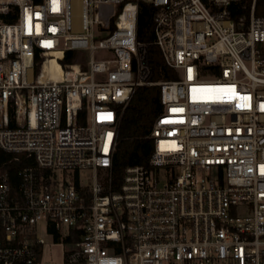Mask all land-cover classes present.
<instances>
[{"label":"built area","instance_id":"1","mask_svg":"<svg viewBox=\"0 0 264 264\" xmlns=\"http://www.w3.org/2000/svg\"><path fill=\"white\" fill-rule=\"evenodd\" d=\"M141 1L175 79L150 80ZM146 84L153 150L116 179ZM0 147L31 160L0 168V264H264V2L0 0Z\"/></svg>","mask_w":264,"mask_h":264},{"label":"trees","instance_id":"2","mask_svg":"<svg viewBox=\"0 0 264 264\" xmlns=\"http://www.w3.org/2000/svg\"><path fill=\"white\" fill-rule=\"evenodd\" d=\"M38 1V0H37ZM264 2V0H259ZM151 3L141 1L137 19V37L147 44L148 61L151 66V81L175 79L177 71L165 61L161 50L153 43V15ZM261 13L260 9L257 11ZM67 61H73L69 54ZM52 62L59 65L55 59ZM160 85L146 84L136 88L121 118L118 143L113 155V175L121 178L130 165L146 164L153 150V139L149 136L153 123L159 115L162 104ZM31 160L14 159V156L0 147V168L7 171L13 187L18 183V170Z\"/></svg>","mask_w":264,"mask_h":264},{"label":"rangeland","instance_id":"3","mask_svg":"<svg viewBox=\"0 0 264 264\" xmlns=\"http://www.w3.org/2000/svg\"><path fill=\"white\" fill-rule=\"evenodd\" d=\"M44 233V232H43ZM50 241L49 236H46ZM62 246L61 245H52L47 246L45 257L47 259L61 260Z\"/></svg>","mask_w":264,"mask_h":264},{"label":"bare ground","instance_id":"4","mask_svg":"<svg viewBox=\"0 0 264 264\" xmlns=\"http://www.w3.org/2000/svg\"><path fill=\"white\" fill-rule=\"evenodd\" d=\"M49 69H50V71H51V75H52L54 78H58V77L60 76V74L62 73V68H61V66L54 64V63L52 62V60L50 61Z\"/></svg>","mask_w":264,"mask_h":264}]
</instances>
